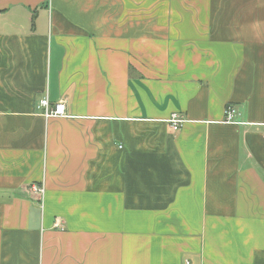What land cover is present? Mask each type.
I'll return each mask as SVG.
<instances>
[{
    "label": "crops",
    "instance_id": "1",
    "mask_svg": "<svg viewBox=\"0 0 264 264\" xmlns=\"http://www.w3.org/2000/svg\"><path fill=\"white\" fill-rule=\"evenodd\" d=\"M0 264H264V0H0Z\"/></svg>",
    "mask_w": 264,
    "mask_h": 264
},
{
    "label": "built area",
    "instance_id": "2",
    "mask_svg": "<svg viewBox=\"0 0 264 264\" xmlns=\"http://www.w3.org/2000/svg\"><path fill=\"white\" fill-rule=\"evenodd\" d=\"M37 109L41 111V116L45 120L50 119H69L71 118L67 113V105L64 101H60L55 105H51L47 97H44L40 100ZM239 114L237 110L233 106H227L224 111V123L226 124H237L243 125V123L237 122L236 117ZM169 125V129L172 133H177L182 128L184 123L186 122L185 119L179 114L174 113L170 116V118L166 121ZM32 192L40 197V200L43 198L44 189L34 188ZM56 227H59L58 222L55 223Z\"/></svg>",
    "mask_w": 264,
    "mask_h": 264
}]
</instances>
